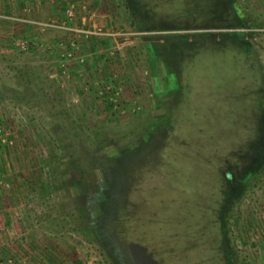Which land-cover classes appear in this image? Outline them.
I'll use <instances>...</instances> for the list:
<instances>
[{
    "label": "rangeland",
    "instance_id": "1",
    "mask_svg": "<svg viewBox=\"0 0 264 264\" xmlns=\"http://www.w3.org/2000/svg\"><path fill=\"white\" fill-rule=\"evenodd\" d=\"M204 1L0 0V264H264V0Z\"/></svg>",
    "mask_w": 264,
    "mask_h": 264
},
{
    "label": "trees",
    "instance_id": "2",
    "mask_svg": "<svg viewBox=\"0 0 264 264\" xmlns=\"http://www.w3.org/2000/svg\"><path fill=\"white\" fill-rule=\"evenodd\" d=\"M193 1V6H194V12L193 13H202L204 12V10L206 9L207 5H205V1L204 0H192ZM156 4L153 6L155 7H158V8H161V9H164L166 10L167 12L166 13H175L177 14L178 16H182V18H185L187 15L188 17L190 16H193V13L190 12V11H187L186 9V6L187 4L189 3V0H156L155 2ZM211 3H212V0H211ZM146 5L149 6L150 8H152V0H142V6L145 7V10H146ZM164 7H168L167 9H165ZM171 9H173V11H171ZM143 12V11H142ZM148 14V13H147ZM233 16V15H232ZM234 25V24H233ZM203 33L205 32H202V33H196L195 35H200L201 37L204 35ZM225 36H227L226 38H224L223 42L220 43L219 45H212V46H207L204 42L200 41V40H196V41H189V42H186L185 40H177V42L175 43L176 47H175V50H173V54H174V63H173V66H176L177 70L175 72H177L179 75H183V67H182V64H183V61H190L192 59V56L194 55H198L197 53H206V52H217V51H221V53H223L224 51H238L239 53H243L244 55H247V57L250 59V48L249 46L247 45H243L240 41L236 40V41H231V37L232 36H236V35H242V32H226L224 33ZM181 36V35H179ZM183 37V36H182ZM210 54V53H209ZM182 55V57H181ZM167 57H169V55H167ZM181 57V58H180ZM252 61V60H251ZM189 148V146H182V147H178L179 149H172V150H175V151H180V149H186ZM179 157H174V158H178L180 160H183V161H193L195 159V162L198 166L201 167V164H203L205 166V162L207 161L204 157H202V159H197L198 161H196V158L195 157H192L191 154H184V153H179ZM175 156V155H174ZM193 160H192V159ZM173 158H170V161L172 160ZM209 162V161H208ZM207 164V163H206ZM171 164L169 165H166L168 167V175H171V178L173 176V173H175L174 171V167L173 165L170 166ZM209 166H210V162H209ZM172 167V169H171ZM220 166L218 164H216V167L213 168L214 171L217 173V178H218V183L216 185V187L214 188V192H212V198L215 199V203L217 200H219V198L221 197V199H227L228 195H229V192L231 191L230 190V186H229V183H230V180L229 178H227L224 173L222 174V172L219 170ZM171 170H170V169ZM228 176H230V174H228ZM172 182V181H171ZM230 190V191H229ZM171 195L170 196H165L162 194V196L168 200H172L173 199V186L171 187V190L170 192ZM157 197H158V194H157ZM154 198V197H152ZM157 199V200H156ZM154 199V201L156 200V202L159 200L158 198ZM218 202V201H217ZM212 207H207L205 209V211L202 213H200V211L197 213L196 216L198 217H204L203 219H201L202 221H204V233L206 234V237L207 238H212V235H213V231L216 230V228L218 227V222H213V221H208L205 219V214L207 213V209H209ZM158 209V208H157ZM170 210V209H169ZM167 210V211H169ZM166 211V212H167ZM158 213L160 214V212L158 211ZM161 213H164V212H161ZM166 214V213H164ZM207 217L209 216V213H207ZM160 216H162L160 214ZM161 219V218H160ZM158 220V224L161 223V220ZM207 222V223H206ZM218 231V230H217ZM220 231V230H219ZM220 236H222V239H221V242L223 243V235H222V232H219ZM221 238V237H220ZM219 239V237H218Z\"/></svg>",
    "mask_w": 264,
    "mask_h": 264
}]
</instances>
